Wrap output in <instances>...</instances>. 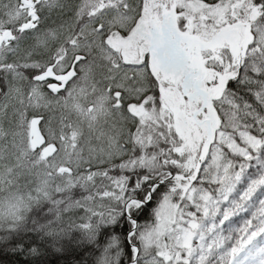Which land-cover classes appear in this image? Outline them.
I'll return each instance as SVG.
<instances>
[{"label":"snow or ice","instance_id":"6c2138e0","mask_svg":"<svg viewBox=\"0 0 264 264\" xmlns=\"http://www.w3.org/2000/svg\"><path fill=\"white\" fill-rule=\"evenodd\" d=\"M0 264H264V0H0Z\"/></svg>","mask_w":264,"mask_h":264}]
</instances>
